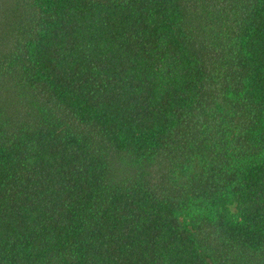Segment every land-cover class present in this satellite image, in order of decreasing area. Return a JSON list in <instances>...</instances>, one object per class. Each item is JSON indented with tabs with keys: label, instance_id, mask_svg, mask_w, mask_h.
Wrapping results in <instances>:
<instances>
[{
	"label": "trees",
	"instance_id": "trees-1",
	"mask_svg": "<svg viewBox=\"0 0 264 264\" xmlns=\"http://www.w3.org/2000/svg\"><path fill=\"white\" fill-rule=\"evenodd\" d=\"M0 264H264V0H0Z\"/></svg>",
	"mask_w": 264,
	"mask_h": 264
}]
</instances>
